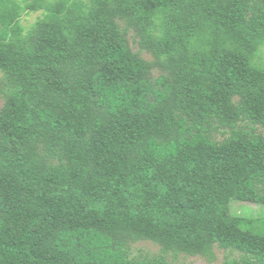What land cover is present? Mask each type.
Listing matches in <instances>:
<instances>
[{
  "label": "trees",
  "instance_id": "obj_1",
  "mask_svg": "<svg viewBox=\"0 0 264 264\" xmlns=\"http://www.w3.org/2000/svg\"><path fill=\"white\" fill-rule=\"evenodd\" d=\"M16 17L0 7V264H264L230 208L264 207V69L243 51L264 0H92L21 39ZM140 240L161 252L132 257Z\"/></svg>",
  "mask_w": 264,
  "mask_h": 264
},
{
  "label": "rangeland",
  "instance_id": "obj_2",
  "mask_svg": "<svg viewBox=\"0 0 264 264\" xmlns=\"http://www.w3.org/2000/svg\"><path fill=\"white\" fill-rule=\"evenodd\" d=\"M92 0H0V7L14 8L16 11V19L11 28L18 25L19 31L16 30L14 35L24 38L28 32L40 21L47 18L48 15L57 12L63 15H79L88 10ZM19 7H18V6ZM3 30L0 18V33ZM129 40L131 48L142 58L152 63L156 62L155 55L146 49H142L139 44V38L133 30L129 32ZM243 51L249 56L253 65L264 69V42L258 43L254 49L243 47ZM160 74L157 67L153 69V75L156 77ZM4 73L0 71V107L6 101V97L11 88L4 82ZM264 134V128H259ZM233 214L241 216L248 221H254L252 227L256 230H264V207L251 202H241L233 200L230 204ZM161 252L160 245L150 240H140L130 245V253L132 257L144 258L152 257ZM217 255L216 263H221L226 257H238L239 254L224 250L219 247L215 248ZM169 264H210L208 260L201 256H190L186 254H168Z\"/></svg>",
  "mask_w": 264,
  "mask_h": 264
}]
</instances>
